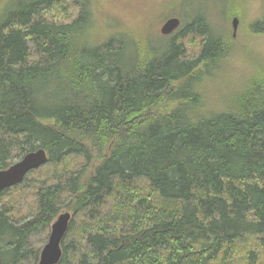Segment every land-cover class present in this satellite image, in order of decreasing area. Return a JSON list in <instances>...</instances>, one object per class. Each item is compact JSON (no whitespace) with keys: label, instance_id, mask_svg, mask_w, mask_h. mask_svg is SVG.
I'll return each mask as SVG.
<instances>
[{"label":"trees","instance_id":"trees-1","mask_svg":"<svg viewBox=\"0 0 264 264\" xmlns=\"http://www.w3.org/2000/svg\"><path fill=\"white\" fill-rule=\"evenodd\" d=\"M57 5L61 21L47 22L44 10ZM245 9L229 17L243 22ZM70 10L0 0V171L15 150L43 149L54 167L31 218L0 208V264H38L29 238L70 207L87 217L58 264H234L243 236L264 238V76L211 104L206 84L230 57L232 34L195 18L182 29L203 41L189 39L198 55L188 59L180 43L154 46L141 34L92 45L90 11ZM247 31L262 37L264 19ZM240 264L264 261L249 249Z\"/></svg>","mask_w":264,"mask_h":264},{"label":"rangeland","instance_id":"rangeland-1","mask_svg":"<svg viewBox=\"0 0 264 264\" xmlns=\"http://www.w3.org/2000/svg\"><path fill=\"white\" fill-rule=\"evenodd\" d=\"M63 1L70 4V12L75 15V18L84 11V8L90 11L91 25L89 24L86 35L92 45L102 43L114 33L120 35L124 32L125 34L122 36L127 40H130V35L140 36L141 34L146 37L149 36L148 42L154 46H159L164 42L180 43L187 59L198 55V49L193 47L194 44L189 43V39L195 36L198 43H201L203 39L195 34L190 36L189 32L183 31L182 28L201 16L209 23L216 35L230 36L232 34V17H229L231 11L241 9L244 6L247 17L243 22H239L234 37L236 43L231 46L233 47L231 55L217 69H212L214 78L207 82V90L217 97L216 100L224 99L245 88L255 78L264 76V63L260 61L263 60L264 55V35L258 38L246 35L248 23L259 22L264 19V0H186V7L178 0L168 2L165 0H89L88 3L79 0H61V2ZM13 7L14 3L10 5V8ZM44 11L43 18L47 22L58 23L61 21L59 18L62 12L58 5ZM172 17L180 19L181 26L170 36L164 37L159 32L160 28L167 19ZM28 47L32 58L37 59L38 54L32 43H29ZM215 101H211V104L215 103L218 106L221 103L220 99L218 103ZM11 157L12 164L21 159L17 150L12 152ZM82 165L84 162L80 160L79 164L73 168L77 171ZM53 172L54 167L46 164L36 170L34 174L27 175L24 179V185H20L9 194L0 197V208L9 206L11 208L9 214L16 222L31 218L36 210L34 193L40 188V184L44 180L50 179ZM58 199L61 202L60 206H65L68 197L59 196ZM113 205V199H107L102 210L110 211ZM70 209L71 207L64 208L59 212V214L69 212L72 215L71 222L73 223L72 229L67 232L62 241L61 246L63 247L77 246V231L83 222L82 220L87 217V213L74 214ZM49 234L50 227L39 229L29 238V249L39 251L40 254L48 241ZM249 249L257 251L264 261V238L245 235L237 244L238 255L234 264H240L241 257Z\"/></svg>","mask_w":264,"mask_h":264},{"label":"water","instance_id":"water-1","mask_svg":"<svg viewBox=\"0 0 264 264\" xmlns=\"http://www.w3.org/2000/svg\"><path fill=\"white\" fill-rule=\"evenodd\" d=\"M181 25L180 19L172 17L167 19L160 28L162 36H169ZM239 20L233 17L231 20L232 36L235 37ZM48 163V157L43 149L29 152L19 161L0 171V193L6 189L15 187L23 182L29 172L40 169ZM72 215L69 212L61 213L50 226V234L47 243L39 254L38 264H58L61 256V244L68 232Z\"/></svg>","mask_w":264,"mask_h":264},{"label":"bare ground","instance_id":"bare-ground-1","mask_svg":"<svg viewBox=\"0 0 264 264\" xmlns=\"http://www.w3.org/2000/svg\"><path fill=\"white\" fill-rule=\"evenodd\" d=\"M30 173V172H29Z\"/></svg>","mask_w":264,"mask_h":264}]
</instances>
